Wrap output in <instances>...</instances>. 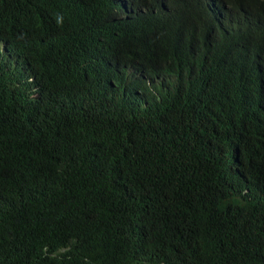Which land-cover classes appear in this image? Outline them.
<instances>
[{
	"label": "trees",
	"instance_id": "trees-1",
	"mask_svg": "<svg viewBox=\"0 0 264 264\" xmlns=\"http://www.w3.org/2000/svg\"><path fill=\"white\" fill-rule=\"evenodd\" d=\"M0 264H264V0H0Z\"/></svg>",
	"mask_w": 264,
	"mask_h": 264
}]
</instances>
